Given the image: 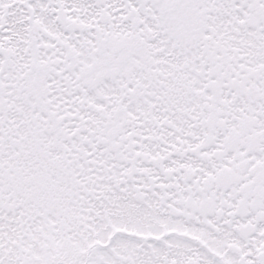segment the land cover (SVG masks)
I'll use <instances>...</instances> for the list:
<instances>
[{
  "label": "snow or ice",
  "instance_id": "6c2138e0",
  "mask_svg": "<svg viewBox=\"0 0 264 264\" xmlns=\"http://www.w3.org/2000/svg\"><path fill=\"white\" fill-rule=\"evenodd\" d=\"M0 264H264V0H0Z\"/></svg>",
  "mask_w": 264,
  "mask_h": 264
}]
</instances>
